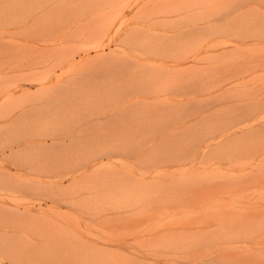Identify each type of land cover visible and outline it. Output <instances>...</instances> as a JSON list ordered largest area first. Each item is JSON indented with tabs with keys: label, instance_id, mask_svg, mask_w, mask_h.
Wrapping results in <instances>:
<instances>
[{
	"label": "rangeland",
	"instance_id": "rangeland-1",
	"mask_svg": "<svg viewBox=\"0 0 264 264\" xmlns=\"http://www.w3.org/2000/svg\"><path fill=\"white\" fill-rule=\"evenodd\" d=\"M28 71L59 90L0 120V264H264V0H0Z\"/></svg>",
	"mask_w": 264,
	"mask_h": 264
},
{
	"label": "crops",
	"instance_id": "crops-1",
	"mask_svg": "<svg viewBox=\"0 0 264 264\" xmlns=\"http://www.w3.org/2000/svg\"><path fill=\"white\" fill-rule=\"evenodd\" d=\"M32 68V67H31ZM28 76H26L25 80L32 82L34 84V88L31 89H23L20 90L18 93H10L9 92V86L10 84H1L0 83V91L5 89V92L3 95H0V113L4 105L11 104L15 106H11L13 108L11 113L6 114V116L1 117L0 120L8 119L11 117V115L18 109H21L24 105L33 104L35 102H40L42 100H45L48 98V96L51 93H57L59 90L58 87H56L55 83H49L45 84L43 83L44 75L40 74L35 71H28ZM47 91L48 95L46 96H40L39 92ZM37 97V100H33L32 102L29 101V98ZM3 102V104H2ZM2 107V108H1ZM22 110V109H21ZM22 111H20L18 114H21ZM47 145L49 148L50 146L55 144V141L53 140H45V139H35L31 142H26L22 145L21 148L30 149V150H37V149H43L42 146ZM11 157L13 158V164L15 166H22L23 163L20 162V158L17 157V155L14 152H11ZM17 171H19V168H16ZM58 178H60L59 174H57ZM0 181L2 183V186L4 188H8L12 193H15L17 191H26V182L20 181L17 177L16 173H4L0 176ZM20 195H26V194H20ZM9 199L17 198L14 194L8 195ZM22 198V197H19Z\"/></svg>",
	"mask_w": 264,
	"mask_h": 264
},
{
	"label": "bare ground",
	"instance_id": "bare-ground-1",
	"mask_svg": "<svg viewBox=\"0 0 264 264\" xmlns=\"http://www.w3.org/2000/svg\"><path fill=\"white\" fill-rule=\"evenodd\" d=\"M109 58V57H108ZM104 61V60H103ZM108 61H110V60H108ZM42 148H43V150L45 151L46 149H49V147L48 146H46V145H44V146H42ZM44 153V152H43Z\"/></svg>",
	"mask_w": 264,
	"mask_h": 264
}]
</instances>
